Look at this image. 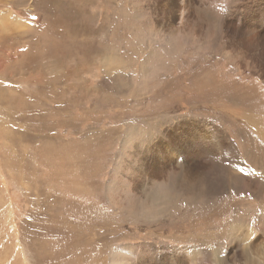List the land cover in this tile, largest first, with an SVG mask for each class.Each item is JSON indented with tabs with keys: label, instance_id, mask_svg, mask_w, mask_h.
Wrapping results in <instances>:
<instances>
[{
	"label": "rangeland",
	"instance_id": "374dc122",
	"mask_svg": "<svg viewBox=\"0 0 264 264\" xmlns=\"http://www.w3.org/2000/svg\"><path fill=\"white\" fill-rule=\"evenodd\" d=\"M58 3L0 0V264H264V65L206 36L264 1Z\"/></svg>",
	"mask_w": 264,
	"mask_h": 264
},
{
	"label": "bare ground",
	"instance_id": "6f19581e",
	"mask_svg": "<svg viewBox=\"0 0 264 264\" xmlns=\"http://www.w3.org/2000/svg\"><path fill=\"white\" fill-rule=\"evenodd\" d=\"M58 1L59 0H55L56 7L59 6ZM169 2H170V5H171V8H172L171 14H170V17H169V21L172 22L173 25H176L179 29L184 30L187 33L192 34V35L196 34V36H197V34L201 33L203 31V29L207 26V24L205 26L206 19H204V17L199 15L198 12H197L195 4H194V0H169ZM258 12H259L258 15H255L254 13L252 14L251 21H247V20L242 21V24H246V26L244 25L242 27L237 25V24H240L239 21H238L239 18L236 19V20H231V21L228 20V21H226L225 25L222 24L221 21H219L220 22V26H218V27H216V26L212 27L211 26L210 29L208 30V32L205 31L207 33L206 36H208L209 39H212L214 41V39L216 37H218V33H220V36H221V34H223L222 33L223 30L225 29L227 34H229L231 36V38L237 40L236 42H237L238 46L243 47V49H244V51L246 53H249L250 51H253V50L255 51L256 50L258 52L257 56H259V60H260L259 62H261L262 65H264V8L259 9ZM203 15H205V14H203ZM212 18H216V17L212 16ZM221 19H223V18H221ZM234 19H235V17H234ZM10 21H11V18L9 16L4 15V14L1 15V13H0V42L3 41V36L1 35V32H3L4 30H7V28L9 27V22ZM18 26H20V24ZM14 28H16V27H14ZM18 28H20V27H18ZM21 28H23V27H21ZM60 35L62 37V34H60ZM5 37H7V36H5ZM218 39H219V37H218ZM201 41H205V40H201ZM207 41H208V39H207ZM216 42H218V41H216ZM203 44H205V42ZM204 46H206V45H204ZM1 64L2 63L0 62V66H1ZM199 72H202V69H200ZM211 76L212 75H210V77ZM226 93L232 94L231 95L232 97H234L236 95V93L234 91H230L229 92V91H223V90L220 89V94H226ZM11 142H13L14 144L17 143L16 140H14V139H11ZM26 168H28V167H26Z\"/></svg>",
	"mask_w": 264,
	"mask_h": 264
}]
</instances>
